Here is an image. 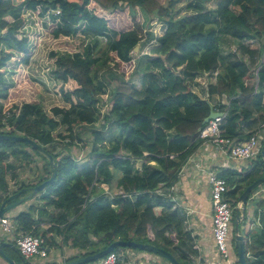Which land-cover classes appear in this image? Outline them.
Segmentation results:
<instances>
[{
    "label": "trees",
    "instance_id": "16d2710c",
    "mask_svg": "<svg viewBox=\"0 0 264 264\" xmlns=\"http://www.w3.org/2000/svg\"><path fill=\"white\" fill-rule=\"evenodd\" d=\"M184 1L170 0L168 5L159 0L2 1L0 135L35 140L58 166L55 182L35 197L43 204L38 214L30 206L14 218L19 232L34 231L49 250L67 247L79 250L80 257L97 254L117 241H134L162 248L181 264H204L194 236L185 227V216L168 190L201 147L197 138L212 108L227 112L219 126L222 139L243 143L260 131L264 0H216L214 10L209 8L211 0H190L189 14L177 16L175 10ZM38 10L54 39L84 38L82 50L76 53H52L54 92L69 108L53 107L49 113L40 103H23L6 109L14 87L8 64L14 57L28 64L32 55L23 15ZM138 10L142 23L136 20ZM233 44L236 49L225 53L223 48ZM147 45L149 52L142 54ZM125 64L134 68L127 78ZM256 79L257 89L249 83ZM191 82L205 87L206 97L196 93ZM110 94V111L103 114V96ZM100 122L101 129L92 133L88 160L80 165L68 152L82 142L76 130ZM113 126L116 137L107 145L103 133ZM60 127L65 132L58 133ZM57 140L66 142L60 151L54 147ZM33 154L45 160L46 178L10 193L9 182L18 178L10 174L18 166H31ZM51 174L50 163L38 151L23 142L0 140L1 204L19 192L20 198L25 197V188L48 180ZM217 175L226 181L227 197L236 208L243 191L264 177V162L259 155L247 168H220ZM114 181L122 194L111 193ZM257 205L264 208V200ZM45 223L49 228L40 229ZM251 232L248 227L241 232L246 237L247 264H264V240L252 243ZM123 249L115 248L113 253ZM14 251L4 248L18 264H31ZM117 264H127V257Z\"/></svg>",
    "mask_w": 264,
    "mask_h": 264
},
{
    "label": "rangeland",
    "instance_id": "374dc122",
    "mask_svg": "<svg viewBox=\"0 0 264 264\" xmlns=\"http://www.w3.org/2000/svg\"><path fill=\"white\" fill-rule=\"evenodd\" d=\"M169 1L170 0H159V2L162 5H168ZM189 1L190 0H185L184 2L178 5L177 9L175 10L177 16H183L187 13L189 14V11L187 10V3ZM215 4H216V0H211L209 8L214 10ZM125 9L127 12H129L128 8L125 7ZM136 18H137L136 20L139 21L140 23L143 22V18L139 10L137 11ZM8 20L11 21V18H8ZM34 21H36L35 18H29L28 23L32 25L31 27H33L30 29L33 36L38 37L36 41L38 42L39 47L35 52H31L32 55L28 63L29 65L21 64L19 57H14L8 64V70L11 73H14V74H8V76L9 75L12 76L10 80H12V82L14 83V87L10 90L9 99L5 102V107L6 109H9L12 106H16V105L21 106L23 103H40L44 106V108L49 113L53 107L69 108V105H67L61 98L56 96L54 92L56 85L53 79V70L55 66H54V59L52 58V53H56V52L62 53V54L76 53L77 51L82 50L81 44L84 38H81V37L60 38L56 40L52 37V34H51L52 29L49 28L47 24L43 26L42 30H38L35 28ZM222 39H225V37H222ZM1 47L2 46H0V48ZM236 47L237 45L233 44L231 47H225L223 49L225 50V53H227L230 50L232 51L235 50ZM148 52H149V45L143 48L142 54H145ZM134 57H137V55L134 54ZM133 69H134L133 64H125L123 66V71L125 73L124 77L125 78L129 77ZM134 80H137V76L134 77ZM249 83L254 84L255 81H250ZM190 87L194 89V91L198 93L201 97L203 98L206 97L205 87H202L201 85L198 86L194 82L190 83ZM110 98H111V94L109 97L103 96V103L101 105L103 114H106L110 111ZM101 126H102V122H100L99 125L95 127H85V128L79 127L78 130H76L77 132L81 134L82 142L81 143L78 142L77 143L78 145L71 147L68 152L75 160L78 161L80 165H83L87 162L90 151L92 149L91 148L92 143H93L92 133L94 131H98V129H101ZM62 132H65V127L59 128L58 133H62ZM103 135L105 137L106 144L109 145L116 137L115 127L113 126L111 127V129L105 130ZM65 143L66 142L57 140L54 147L58 149L57 151H60L62 147H64ZM28 150L30 151V149ZM33 158H34L33 160L34 163L31 166H28V165L18 166L16 171L10 174V175L15 174L18 177L16 180H12L9 182L10 193H12L13 191H16L22 185H34L39 180L46 178V171L43 170V167L45 166V160L42 159L43 157L41 158L37 154H33ZM8 161L12 162L13 160L12 158H8ZM116 183L117 181H114V188L111 192L112 194L116 192L118 193L119 191L118 187L116 186ZM261 186L264 187V184ZM103 188L108 189L109 191V187H107L106 185H104ZM34 200L36 199H32L30 201L34 202V204L38 203L36 202L37 200L36 201ZM30 201H27V202H30ZM25 203H22L19 206L22 207L25 205ZM19 206H17V208ZM24 207H27L26 211L29 210L28 206H24ZM13 210H16V209H13ZM255 214H256L255 207H252V208L249 207V210H247L246 212L247 219L241 225V232L243 234L245 233V229L247 228V225H249V222L254 218ZM252 222H255V220H252ZM233 230H234V223L232 225V233H231L232 241L234 239ZM256 233L257 231L251 232L250 237H254ZM232 248H233L232 257H233L234 263L236 264V262L238 261V258L235 252L234 243H232ZM203 250L205 251V253H209L211 255L213 253L212 247H204ZM111 253H113V251ZM121 253H124V255L127 256V264L128 263L129 264H139L141 262H144L145 264H170L164 258H161L160 256L156 254L149 253L146 251L144 253H140L137 251V249L124 248ZM80 255H81V252L79 250H77V252L73 254L72 252H69L67 248H65L62 251V255L60 257H64L65 259L72 257V256L83 258V257H80ZM55 256H56V252H52L49 256L51 258L50 260L56 259L57 257ZM213 260L214 258L212 257L210 261H213ZM29 262L31 264H44V260L38 259L37 257H34L33 259L30 258ZM53 263H56V262H53ZM91 263L93 264L98 263V260L95 262H91ZM197 263H199V259ZM3 264H7V263L3 260ZM56 264H59V263H56Z\"/></svg>",
    "mask_w": 264,
    "mask_h": 264
},
{
    "label": "built area",
    "instance_id": "2783aa9c",
    "mask_svg": "<svg viewBox=\"0 0 264 264\" xmlns=\"http://www.w3.org/2000/svg\"><path fill=\"white\" fill-rule=\"evenodd\" d=\"M40 10L37 12H27L23 15L24 19L29 22V18H35V28L42 30L44 23L43 20L38 16ZM59 14V12H57ZM31 24H27L25 32L29 37L30 51L35 52L39 44L36 41L37 36H33L30 29ZM21 38V36L19 37ZM58 40V39H56ZM248 60V59H247ZM208 73L205 74V78L208 77ZM258 79L255 80V87L257 89ZM256 92V91H255ZM227 112L224 113L223 117L216 120L210 121L205 128L200 131L197 140L204 142H211L221 148L222 154L228 156L231 160L237 163L250 162L255 160L261 153L262 146L264 144V123L261 126L260 131L251 136L247 141L243 143H237L228 139L221 138V130L219 128L221 121L226 117ZM173 158V157H172ZM209 184L211 190V201L213 205L212 212V231L214 246L217 250L219 257L224 261L228 262L230 259V246H231V233L233 225L234 208L231 201L227 197L229 191L227 183L224 179L219 178L217 173H209ZM108 191V189H105ZM173 187L168 190V194H172ZM160 194L162 190L158 191ZM118 194H122L118 191ZM253 195V194H252ZM251 195V196H252ZM173 198V195L171 196ZM251 198V197H250ZM2 194L0 191V207H1ZM174 201V200H173ZM254 224L251 225V229ZM0 232L9 241H12L17 248L19 254L27 259L37 257L43 259L44 264L65 263L64 257H57L52 259L49 257V249L43 246V239L40 236L35 235L34 231L28 233H21L17 230L15 224L6 216L0 218ZM195 248L197 249L196 245ZM127 256L124 253H109L106 257L98 260L95 264H117L119 261L125 260ZM68 259V258H67ZM55 263V264H56ZM0 264H3V260L0 256ZM93 264V263H90Z\"/></svg>",
    "mask_w": 264,
    "mask_h": 264
},
{
    "label": "crops",
    "instance_id": "0c3cea01",
    "mask_svg": "<svg viewBox=\"0 0 264 264\" xmlns=\"http://www.w3.org/2000/svg\"><path fill=\"white\" fill-rule=\"evenodd\" d=\"M199 142L202 143L201 147L183 165L180 172L179 181L173 186V191H172L173 200L176 203L175 206L185 216V227L194 236L195 245L199 252L200 258L203 260L204 264H235L232 257L233 256L232 243H234V241L231 240L230 259L227 263L224 262L219 257L217 250L214 246L213 231H212L213 205L211 201L209 173L210 172L217 173L218 169L220 168H231V169H239L240 167L247 168L248 162L247 163L244 162L241 164L234 162L233 160L228 158V156H224L222 154L221 148L218 147L217 145L211 142H204L201 140ZM262 200H264V187H262L260 190H258L251 196L245 210V217L247 219L246 212L247 210H249V207L251 208L255 207L256 209V214L252 219L255 220V222H252L251 220L249 222V225H247L250 231L252 232L257 231L256 235L251 238V241L252 243L254 242V244H259L261 243L262 240H264V234H262L261 232V230L264 229V208L258 207L257 205L258 202ZM36 202L38 203L34 204V202L30 201L25 203L24 206H28V207L33 206L34 211H36V215H37L38 208H41L43 204L39 201ZM24 206L22 207L19 206L18 208L16 207L15 208L16 210H11L5 215L15 224V226L16 223L14 221V218L18 216L21 212L28 211V210L26 211L27 207ZM241 210L242 209H240V212ZM252 224H254V226L251 229ZM49 226L50 225L48 223H45L42 224L40 228L46 230L47 228H49ZM0 237L3 239L4 242L14 244L12 241H9L7 237H5L3 234H0ZM204 247H212L213 248L212 255L209 253H205V251L203 250ZM67 249L69 250V252H72L73 254L77 252L76 250H72L70 248ZM13 250H15L13 254L15 255L17 248L15 247V249ZM49 251L50 254L52 252H56L55 257H60L62 255V251L59 249H51ZM7 255L10 258H12L9 254ZM212 257L214 258V260L210 261ZM139 264H145V263L141 262Z\"/></svg>",
    "mask_w": 264,
    "mask_h": 264
},
{
    "label": "water",
    "instance_id": "95a60500",
    "mask_svg": "<svg viewBox=\"0 0 264 264\" xmlns=\"http://www.w3.org/2000/svg\"><path fill=\"white\" fill-rule=\"evenodd\" d=\"M3 0H0V4ZM139 51V46L135 48V52ZM224 105H229V102L226 98V96L223 97ZM224 113L220 111L214 110V108L211 109L210 115L205 119L204 124H208L210 121L216 120L218 118L223 117ZM0 140H10V141H16V142H23L29 145L31 148L38 151L41 155H43L48 162L50 163L52 174L48 180H45L38 185L30 188H25L23 191L27 192L28 195L25 197L20 198L22 195V192H19L17 194H14L10 197L9 200L4 201L1 204L0 207V218L5 216L9 211L15 209L17 206L21 205L22 203H25L27 201H30L32 199H35V197L42 191H44L48 186L52 185L56 178H57V163L56 159L52 154H50L43 146H41L39 143H37L35 140L30 139L25 136H15V135H0ZM260 156L264 162V144L261 149ZM262 184H264V177L254 181L251 185H249L243 193L240 195L237 205H236V212H235V225H234V244L237 251V258L239 264H247V255L245 252V241L246 237L241 233L240 225L245 220V210L248 204V201L250 199V196L253 194L255 189L260 187ZM10 201H14L12 203H9ZM240 209H242V212H240ZM13 248L15 249V245L11 243L4 242L3 239L0 237V256L1 258L8 264H18L17 261L9 258L5 252L4 248ZM131 248V249H139L143 250L149 253L156 254L160 256L161 258L166 259L170 264H181L177 261V259L168 251L159 248L157 246L151 245V244H144V243H137L134 241H117L113 244H111L107 249L94 254L89 255L83 258H77L73 261L60 263V264H88L91 262H95L97 260H100L104 257H106L109 253H111L115 248Z\"/></svg>",
    "mask_w": 264,
    "mask_h": 264
}]
</instances>
